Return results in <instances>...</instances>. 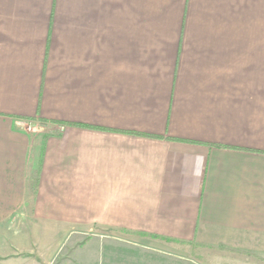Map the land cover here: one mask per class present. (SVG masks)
<instances>
[{
	"label": "crops",
	"instance_id": "0c3cea01",
	"mask_svg": "<svg viewBox=\"0 0 264 264\" xmlns=\"http://www.w3.org/2000/svg\"><path fill=\"white\" fill-rule=\"evenodd\" d=\"M96 233L264 264V0H0V264Z\"/></svg>",
	"mask_w": 264,
	"mask_h": 264
},
{
	"label": "rangeland",
	"instance_id": "374dc122",
	"mask_svg": "<svg viewBox=\"0 0 264 264\" xmlns=\"http://www.w3.org/2000/svg\"><path fill=\"white\" fill-rule=\"evenodd\" d=\"M76 242H80L82 244L89 243V250L84 249V250H78L77 244L75 245V250L74 253L76 254V261H74V264H82L83 261H87L84 259H87L90 257V261L92 264H98V234H76L75 237ZM120 244V245H119ZM117 245L118 248L117 250H112L111 253V258L112 261H114L115 258L119 259V262H126V264H163L164 261L162 260V256L159 254H156L153 251L142 249V248H135V247H130L126 243H119ZM115 246V244H112ZM66 250H60L59 253L60 257L64 255V252ZM58 260V261H59ZM86 263V262H85Z\"/></svg>",
	"mask_w": 264,
	"mask_h": 264
}]
</instances>
